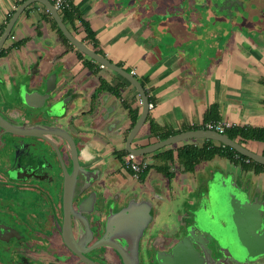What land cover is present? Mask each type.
Returning <instances> with one entry per match:
<instances>
[{
	"label": "crops",
	"instance_id": "0c3cea01",
	"mask_svg": "<svg viewBox=\"0 0 264 264\" xmlns=\"http://www.w3.org/2000/svg\"><path fill=\"white\" fill-rule=\"evenodd\" d=\"M29 1L0 49V112L10 115L17 108L26 112L28 127L70 135L82 169L78 191L93 193L112 215L131 203L140 216L146 208L152 230L168 236L178 235L179 225L165 233L159 224L164 219L190 222L216 173L232 174L242 188H249L251 199L261 202L263 165L245 171L216 156L191 172L184 169L179 153L218 146L208 139H186L140 156L148 167L141 179L133 178L124 157L127 137L143 108L138 91L65 41L39 1L0 0V37ZM65 1L71 14L64 13L65 7L58 12L69 33L132 74L153 105L132 148L162 141L160 136L169 133L206 130L211 122L230 125L227 130L264 128V0H238L235 9L226 10L216 0ZM48 139L72 168L66 142ZM233 141L264 156V140L237 136ZM217 158L228 167L210 165ZM174 203L182 212L169 210Z\"/></svg>",
	"mask_w": 264,
	"mask_h": 264
},
{
	"label": "flooded vegetation",
	"instance_id": "af4514ba",
	"mask_svg": "<svg viewBox=\"0 0 264 264\" xmlns=\"http://www.w3.org/2000/svg\"><path fill=\"white\" fill-rule=\"evenodd\" d=\"M216 1L225 10L230 7L235 9L236 4L240 3L238 0ZM0 115L12 124L20 125L24 123L26 126H30V122L23 117L26 116V112L19 115L17 120L13 119V121L9 120L2 112H0ZM8 136L2 134L0 129V149L6 148V145L7 148L15 146V150L20 145H23V148L32 147L37 143L43 145L41 138ZM45 145H47L46 148L49 149L48 151L51 154L49 156L55 159V174L47 173L46 175V173L40 171V167L39 169L32 166L30 168L29 166H23L21 163L17 164L16 168H6L5 171L4 169L0 171V185L4 184V188L11 191L6 193L7 195H12L15 191L19 193L22 190L37 193L33 202L25 206H23L21 200H16L18 195H16V198L14 194L12 198L5 193L0 195V264H88L73 254L64 245L61 237L64 219L62 204L64 174L58 157L52 149L53 147L51 148L48 143ZM17 151L19 152V150ZM44 153L49 154L45 151ZM1 160H3V156H0V163H2ZM62 161L70 174L72 168L66 165L63 158ZM26 179L31 180L27 182ZM47 179L56 189L54 196L46 187L42 186L41 182ZM90 195L87 190L78 191L75 183L72 207L75 211L80 212H78V215L85 220L87 225L80 218H71L74 239L77 244L84 247V249L82 248L83 257L94 264H126L125 260L131 264H161L160 259H163V264H264V254L253 259L246 258L244 261H236L233 256V249L230 246L227 244L222 245L215 237L199 231L196 227L195 217L196 214L202 211L204 204L198 207L197 213L190 222L179 224L181 232L176 236L163 235L152 230L154 225L151 223V219L147 222L146 220H139V223L145 225V227L138 238L135 250L125 243L126 241L121 237L123 233L120 230L112 241L119 247L121 252L110 247L84 251L100 238L94 232L96 221H104L106 224V221L112 216L109 213L108 206L107 208L104 207L106 203L93 199L94 195L89 198ZM8 199H12V201ZM37 200L43 201L45 205L49 206L50 211L40 212ZM260 200L264 202V195L260 197ZM87 229L93 233V237L88 236ZM189 230H193L192 237H190ZM218 234L223 236V232L220 230ZM125 235L128 236L129 241L135 239L133 233H125ZM14 241L17 243L16 245L12 244ZM7 242H11L9 245L11 250ZM177 245H180L181 249L174 252Z\"/></svg>",
	"mask_w": 264,
	"mask_h": 264
},
{
	"label": "water",
	"instance_id": "95a60500",
	"mask_svg": "<svg viewBox=\"0 0 264 264\" xmlns=\"http://www.w3.org/2000/svg\"><path fill=\"white\" fill-rule=\"evenodd\" d=\"M34 1H39L45 5L64 38L79 52L93 60L95 63L100 64L103 68L110 69L117 73L122 78L126 79L138 91L142 100L143 108L140 117L137 119L127 137L125 147L127 153L140 157L154 153L159 149L179 143L186 139H208L223 146H227L249 160L264 166V156L257 155L247 150L242 145L230 139L227 135L218 134L209 130L183 132L143 148H132V139L144 124L149 111V102L143 87L132 74L126 72L124 69L116 66L115 64H112L107 58L97 54L95 51L88 48L84 43L72 36L63 24L59 12L53 7L50 1ZM218 1L224 2V0ZM31 2L32 1H29L21 5L10 19L5 31L0 37V49L2 48L6 39L9 37L16 18ZM0 129L2 130V134H8L11 136L41 138L42 141L48 143L51 148L53 147L52 149L55 151L58 157L59 164L61 165V169L64 174L62 191L64 219L61 237L63 239L64 245L73 254L88 264H94L83 257L82 248L84 249V247L77 244L73 236L71 217L75 219L80 218L83 220L85 225H87V223L83 218L80 217V215H78L80 212L75 211L72 207L76 178L78 173L82 172V169L79 166L76 147L70 135L67 133L60 134V130L56 129V131H53L49 127H28L24 123L21 125L12 124L1 115ZM50 136L61 138L68 145L72 163V171L70 174L67 172L62 161L61 150L48 139ZM90 187H92V185ZM92 195L94 194H91L89 198ZM136 210V206L131 203V205H129V207L125 210L113 214L111 218L106 221V224L104 221H96L94 224L96 226V230L94 232L100 238L91 247L85 249L84 251H92L98 248L110 247L118 252H121L119 247H117L112 241V239H114L117 235L116 233L120 230V232L123 233L121 237L126 241L125 243L132 246L133 250H135L137 248L138 238L141 236L142 230L145 227V225H141L139 223V220H146L147 222L150 218L148 209L146 210L145 208L143 210L142 216H140V213H137L138 210ZM263 213L264 202H260L255 198L251 199L250 191L247 186L242 188L240 184L236 182L235 177L232 174L223 175L222 173H216L208 188L202 211L196 214L195 221L196 227L199 231L206 232L212 237H215L222 245L227 244L233 249V256L236 258V261H244L246 258L253 259L264 254ZM219 230L223 232V236L218 234ZM125 233H133L135 235V239L133 241H129L127 239L128 236H126ZM87 234L90 238L94 236L89 229H87ZM189 234L190 237H192L193 230H189ZM179 249H181L180 245H177L174 248V252ZM159 261L161 264H163V259H160ZM125 263L131 264L127 260H125Z\"/></svg>",
	"mask_w": 264,
	"mask_h": 264
},
{
	"label": "rangeland",
	"instance_id": "374dc122",
	"mask_svg": "<svg viewBox=\"0 0 264 264\" xmlns=\"http://www.w3.org/2000/svg\"><path fill=\"white\" fill-rule=\"evenodd\" d=\"M9 112L11 113V114L9 113L10 115L5 114V113L4 114L11 121H13V119H15L13 116H15V115L19 116L20 114L25 113V111H21V113H20V111H18L17 108L11 109V111H9ZM7 137H9L8 134H7ZM28 141H31V140H28ZM22 146L23 145H20V147L16 148V150L14 149L15 146H9L7 148V145H6V148L0 149V156H3V160H1L2 163H0V171H2L3 169L5 171L6 168H14V167L16 168V166H18L17 164L21 163L23 166H29L30 168H31V166L34 167V168L37 167L38 169L40 167V171L43 172V173H46V175H47V173L55 174V172H56L55 159L50 157L49 154H45L44 153V146L42 144L37 143V144H35L32 147L29 146V148H23ZM17 150H19V152ZM4 157H5V159H4ZM216 163L220 164V166H221L220 168H223V167L227 168L228 167L227 166V162L224 159L217 158L210 165H215ZM201 167H202L201 169H203V165ZM30 180L31 179H26L25 181L30 182ZM41 183H42V186L46 187L47 190L50 191L51 194H53V196H54V194L56 193V189H55V187H53L49 183V180L47 179L46 181H42ZM10 192L11 191H9L6 188H4V184L0 185V195H3V193L6 194V193H10ZM202 192H204V194H205L206 193L205 189H203ZM13 194L15 195V198H16V195H18V198L16 200L17 201L21 200L23 206L28 205L29 203H32L33 199L35 198L34 196L37 195L36 192L30 191V190H22V191H19V193L15 191ZM13 194L12 195H7L6 194V195L8 197L12 198ZM0 199H1V197H0ZM8 200L12 201V199H8ZM36 202L38 204V207L40 208L39 209L40 212L45 213V212H49L50 211V207L45 205V203H43V201L41 202L40 200L39 201L37 200ZM41 203H43L44 205L41 204ZM175 205L176 204L174 203V205H172L173 207L172 206H171V208L169 207V210L170 211H177V212L180 211V212H182L181 210H179L181 205L179 204L178 206H176L177 209L174 207ZM24 211H25V209H24ZM189 211H190V209H189ZM168 220L166 221L164 219L163 223L159 224L160 225V227L158 228L159 231H164L166 233V232H168V230L172 229V227H174L176 224L179 225V223L176 222V221H172V220L168 221ZM180 220H183V219L180 218ZM185 220H186V217H184V221ZM10 244H11V242L10 243L7 242L8 246ZM12 244L16 245L17 243L14 241ZM9 249L11 250V246H9Z\"/></svg>",
	"mask_w": 264,
	"mask_h": 264
},
{
	"label": "trees",
	"instance_id": "16d2710c",
	"mask_svg": "<svg viewBox=\"0 0 264 264\" xmlns=\"http://www.w3.org/2000/svg\"><path fill=\"white\" fill-rule=\"evenodd\" d=\"M67 9L68 8L66 7L63 9L64 13L68 12V14H71L70 11ZM64 40L67 41L65 38ZM1 53L2 52L0 50V55ZM150 129L152 133H156V131L158 130V128L153 124L150 125ZM225 134L232 140H234L237 136H239L243 140H257V141L264 140V128L263 129H253V130L245 129V128H235V129L233 128V129L225 131ZM173 135L174 133L173 134L169 133V134L160 136V138L161 140H164ZM179 155H180V160L183 163L184 169L187 172L193 171L194 168L199 163L209 161L216 156L224 157L228 159L229 161L233 162L234 164L240 165L245 171L251 170L250 165L258 166L261 168L263 167L262 165H259L249 160L248 158L238 154L237 152L230 149L229 147L223 146L221 144H218L217 147H211V148L189 147V148H186L182 153L180 152ZM246 160H249V162L247 163ZM146 170L140 175L139 179H141V177L146 172ZM165 174L169 176L168 173H165Z\"/></svg>",
	"mask_w": 264,
	"mask_h": 264
},
{
	"label": "built area",
	"instance_id": "2783aa9c",
	"mask_svg": "<svg viewBox=\"0 0 264 264\" xmlns=\"http://www.w3.org/2000/svg\"><path fill=\"white\" fill-rule=\"evenodd\" d=\"M54 8L59 11L67 6L65 0H52ZM103 68L102 66H100ZM153 105L148 104V109H152ZM206 130L214 131L218 134H225V131L230 128V125L211 122L207 123L205 126ZM248 163L249 160H246ZM124 165L127 169L132 172V176L135 179H139L140 175L147 169L148 164L144 160H140L138 156H134L133 154L127 153L124 157Z\"/></svg>",
	"mask_w": 264,
	"mask_h": 264
}]
</instances>
